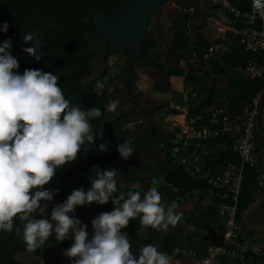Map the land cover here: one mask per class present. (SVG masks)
I'll return each mask as SVG.
<instances>
[{
	"label": "trees",
	"instance_id": "trees-1",
	"mask_svg": "<svg viewBox=\"0 0 264 264\" xmlns=\"http://www.w3.org/2000/svg\"><path fill=\"white\" fill-rule=\"evenodd\" d=\"M121 1L0 0V46L6 41L10 42L8 51L19 64L15 71L20 75H23L26 69L54 74L59 78L58 86L70 103L81 105L84 110L97 107L102 112L99 118L90 121L93 126V142L86 145L89 150L81 149L75 161L67 162L56 169L53 179L44 185L42 190L58 189L59 191L53 196L45 214L41 215L38 210L33 214L35 219H48L55 224L51 221L52 207L65 202L74 190L81 188L85 192L90 190L91 181L97 178L98 171L116 169L119 171L116 177L118 190L106 204L92 202L77 206L74 212L69 213L70 216L79 219L82 225H87L89 240L94 235L93 219L101 213L113 211L115 205L112 200L121 192L140 191L143 198V193L154 186V178L165 177L176 161L186 172L183 163L179 162L180 152H176V149L180 150L183 145L191 147L195 144L209 148L201 139L197 142L198 140L188 138L185 134L176 138L164 124L167 114L161 113L159 118H146L144 129L152 136L155 145L163 150L164 161L150 163L142 159L141 157L147 156L150 149L141 142H133L135 153L127 160L120 157L119 145L125 142L129 126L140 120L143 112L126 111L119 106L114 112L108 111V94L105 89L98 91L97 85L105 76L113 72L110 65V57L113 53L105 43L102 44L97 40L90 15L94 11L111 14L118 10ZM186 1L183 6L180 4L181 0H174L180 9L170 13L171 29L168 42L164 43L165 46L162 44V33L158 37V49L155 55L164 56L165 60L171 56V59L170 62L162 64V71L153 81L152 90L168 98L170 104L174 105L172 108L187 109V121L194 131H198L203 136L207 130L203 118L210 115L211 111L206 109L214 102L211 100L213 99L211 95L215 93L217 98L226 95L230 104L226 111L220 109L223 113L244 115L253 108V99L264 90V82L245 78L240 71L221 78L206 79V72L200 69L203 65L200 61L211 45L202 34L191 33L189 25L197 10L189 9L188 4L192 0ZM195 1L200 2V0ZM236 21L238 28H244L241 21ZM5 22L8 24L7 32L2 30ZM25 34H31L33 41L25 42L23 39ZM99 46L102 49H99ZM27 48H33L35 54L26 52ZM193 57L198 59V63L190 65L189 61ZM129 74L130 71L124 76L129 77ZM173 76L184 78V90L178 91L174 88L171 80ZM134 86L135 81L131 80L125 88L129 90ZM203 94L207 96L206 100L198 104ZM172 110L179 112L176 109ZM203 140L208 142L206 138ZM100 145H104L107 150L101 151ZM213 148L215 145L210 147ZM258 149L260 151L259 144ZM183 153L187 155L189 152ZM246 171L253 173L258 179L259 175L254 169L249 167ZM246 171L238 205L241 223L244 222L241 213L249 203L243 201L247 182ZM137 182H146V184L132 185ZM157 189L166 206H170L174 201L178 202L177 198L172 197L177 194L171 183L165 182ZM218 190L214 192L216 199L213 197V200L214 206L220 207L224 202L221 203L218 196H223V192ZM198 198L203 200L201 197ZM217 218L220 220V214ZM14 220L12 232L0 230V264H69L65 262L63 251L65 252L74 243V234L69 233L68 238L63 242H57L53 234L42 248L32 252L27 249L23 240V222L18 218ZM220 225L218 229L213 227L212 230L220 231L223 228L222 223ZM243 225L244 232L249 230L247 225ZM16 227L21 229L20 235L16 234ZM175 229L176 227L173 228L171 225L167 232L156 231L150 227L144 228L138 217L130 220L128 226L121 231L128 234L130 250L134 255L139 256L141 248L152 244L160 252L174 253L182 264H188L186 257L190 254L189 249L204 255L212 244L210 240L201 237L198 241L189 240L184 245L183 233ZM176 249L179 251L176 252Z\"/></svg>",
	"mask_w": 264,
	"mask_h": 264
},
{
	"label": "clouds",
	"instance_id": "clouds-1",
	"mask_svg": "<svg viewBox=\"0 0 264 264\" xmlns=\"http://www.w3.org/2000/svg\"><path fill=\"white\" fill-rule=\"evenodd\" d=\"M4 32L8 24H3ZM25 42L33 41L25 34ZM10 42L0 46V230L13 231L14 218L23 222V240L29 251L42 248L51 235L63 242L68 234H74V243L64 255L73 264H170L171 257L160 252L152 244L140 249L139 256L131 252L126 232L130 220L139 217L144 228L167 232L181 220L170 206L162 202L156 186L142 194L128 191L112 200L115 208L93 219L94 235L88 239L87 225L69 215L77 206L97 202L106 204L117 192L116 169L97 172L91 188L74 190L65 202L52 207L51 221L35 219L34 213L45 214L59 190H42L54 177L56 169L75 161L78 153L93 142V126L90 121L102 112L93 107L84 110L81 105L67 100L58 86V77L40 70L26 69L23 75L15 70L19 64L8 51ZM35 54L33 48L25 49ZM39 59V57H37ZM118 101L109 104L114 112ZM101 151H106L100 145ZM119 155L127 160L135 153L133 140L126 139L118 147ZM16 234L21 229L16 227ZM176 252L179 249L175 250Z\"/></svg>",
	"mask_w": 264,
	"mask_h": 264
},
{
	"label": "built area",
	"instance_id": "built-area-1",
	"mask_svg": "<svg viewBox=\"0 0 264 264\" xmlns=\"http://www.w3.org/2000/svg\"><path fill=\"white\" fill-rule=\"evenodd\" d=\"M221 7L235 20L243 23L244 29L241 44L248 52L246 63L240 73L252 80L264 82V0H251L250 9H242L232 0H209ZM219 47L212 45L201 58V71H206L212 55L219 51ZM229 51V47H227ZM198 63L193 57L189 64ZM263 92V91H262ZM261 93L253 99V108L246 114L229 115L219 109L211 110L208 117H204L207 130L201 136L190 125L186 130L179 132L188 138H212L227 135L233 141V149L241 160V164L228 163L213 171L206 161V148L195 144L189 149L183 145L180 150L179 162L183 163L189 175L195 179H204L214 188L226 191L228 201L219 208L222 229L216 231L212 243L204 255L189 249L188 264H264V232L248 228L243 231V224L238 216V204L244 180V165L254 169L262 178L264 186V162L258 149L256 132V114L261 99ZM182 134V135H181ZM188 151L185 155L183 152Z\"/></svg>",
	"mask_w": 264,
	"mask_h": 264
},
{
	"label": "crops",
	"instance_id": "crops-1",
	"mask_svg": "<svg viewBox=\"0 0 264 264\" xmlns=\"http://www.w3.org/2000/svg\"><path fill=\"white\" fill-rule=\"evenodd\" d=\"M233 1L242 9H250L251 0ZM186 2V0H181L180 4L184 6ZM174 5L178 10L180 9V6H177L175 2ZM188 7L190 10H197L193 21L189 25L191 33L202 34L211 46L216 45L220 48L219 51H216L212 55L208 63L205 71L206 79L221 78L240 71L248 57V52L241 45V36L244 28H238L236 25L237 21L212 1L200 0V2H196L192 0L188 4ZM227 47H229V51ZM184 68H186L185 65ZM171 80L175 89L178 91L184 90L183 77L173 76ZM206 97L205 94L201 95V100L198 104L205 101ZM211 97H213L211 100L214 102H212L206 111L215 109H223L226 111L230 104L229 100L226 99V95L217 98L214 93ZM176 108L183 112L188 111L187 109ZM192 139L198 140L197 142L201 139L204 145H208L206 146L209 148L205 147L207 151L205 158L208 162L209 169L215 171L228 163L241 164L240 158L233 149V141L229 136L219 135L206 138L208 142L212 141V143L209 144L205 142L206 140H203V138ZM214 145L215 148L210 149V147ZM193 146L189 147V149L193 148ZM248 168V165H244V172ZM184 170L186 172L176 163L174 167L169 169L165 177L158 176L154 178V180H158L156 187L162 186L165 182L171 183L177 194L172 195V197L177 198L179 202H176V204L179 205L174 211L181 215V220L175 226V230L183 233V244L186 245L189 240L198 241L201 237H205L208 240L213 239L216 230L214 231L212 228L218 229L217 227L221 226V219L218 220L217 218L220 207L214 206L213 197L216 199L214 192L216 189L223 192V196H218L221 203L226 202L228 196L224 189H214V187L210 186L204 179L192 178L185 167ZM246 181L245 197L243 201H248L249 203L241 213L244 221L242 223L247 225V228L252 229L254 226L247 223V220L254 215L259 216V214H263L264 186H262V178L259 176L257 179L254 177L253 173L247 172ZM134 184L136 183H132V185ZM204 193H206V195ZM198 197H201L203 200H200ZM166 254L171 257L170 264H182L181 261L176 259L174 253ZM189 258L190 254L186 257V261L189 262Z\"/></svg>",
	"mask_w": 264,
	"mask_h": 264
},
{
	"label": "rangeland",
	"instance_id": "rangeland-1",
	"mask_svg": "<svg viewBox=\"0 0 264 264\" xmlns=\"http://www.w3.org/2000/svg\"><path fill=\"white\" fill-rule=\"evenodd\" d=\"M174 10H178L174 5V0H167L152 19L151 30L148 31L142 45V53L134 64L128 70H125L126 57L122 54H112L110 65L113 68V72L105 76L97 85L98 91L102 89L106 90L108 94V107L112 101L116 100L118 101V106L126 111L143 112L140 120L129 126L126 139H131L133 142H141L149 147L150 152L147 156H142L141 158L150 163L164 161V152L155 145L152 136L144 129V120L148 117L159 118L161 113L167 114L164 124L167 130L175 135L176 138H179V132L186 130L189 124L186 118L188 111L183 112L176 107L172 108L173 106L170 104L168 98L152 90L153 81L162 71V64L170 62L169 60L171 59V56L165 60L164 56H156L155 54L158 49V37L161 36L160 33L163 35V46H165V42H168L171 29L170 13ZM100 43L104 44L103 42ZM99 47V49H102L101 46ZM129 71V77H125L124 74ZM131 80L135 81V86L128 90L125 88V85ZM172 109H176L179 112ZM144 183L146 184V182H143L134 185ZM157 183L158 180H153L154 186ZM64 258L66 263L73 264L74 258H69L65 255Z\"/></svg>",
	"mask_w": 264,
	"mask_h": 264
},
{
	"label": "water",
	"instance_id": "water-1",
	"mask_svg": "<svg viewBox=\"0 0 264 264\" xmlns=\"http://www.w3.org/2000/svg\"><path fill=\"white\" fill-rule=\"evenodd\" d=\"M167 0H122L118 10L111 14L94 11L90 20L97 40L105 43L111 52L126 57L128 70L142 53L144 39L151 30L152 19ZM257 141L264 162V90L256 114ZM247 223L264 232V212L249 217Z\"/></svg>",
	"mask_w": 264,
	"mask_h": 264
}]
</instances>
